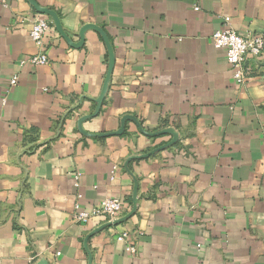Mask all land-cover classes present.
Listing matches in <instances>:
<instances>
[{
  "label": "crops",
  "instance_id": "1",
  "mask_svg": "<svg viewBox=\"0 0 264 264\" xmlns=\"http://www.w3.org/2000/svg\"><path fill=\"white\" fill-rule=\"evenodd\" d=\"M222 27L264 0H0V264H264V52L236 85ZM105 197L136 210L72 219Z\"/></svg>",
  "mask_w": 264,
  "mask_h": 264
},
{
  "label": "built area",
  "instance_id": "2",
  "mask_svg": "<svg viewBox=\"0 0 264 264\" xmlns=\"http://www.w3.org/2000/svg\"><path fill=\"white\" fill-rule=\"evenodd\" d=\"M195 8L197 7L195 6ZM50 25L51 23L48 19L40 16H35L31 19L29 35L39 51L27 57L25 61L34 66L48 62L44 36ZM210 40L213 46L225 50L226 61L236 85L243 84L246 81L247 77L254 71L250 64L251 60L259 61L264 52L263 33L240 35L229 27H222L211 33ZM16 82L17 75H14L11 77L9 84L13 86ZM73 178L75 180L74 184H77V176L75 175ZM131 208L132 205L125 207V203L121 199L105 197L97 201L89 209L82 208L76 204L72 219L76 222L85 223L92 217L103 216L108 222L122 217ZM135 235L123 230L116 234V240L124 242L125 249L133 253L135 252V243L133 242Z\"/></svg>",
  "mask_w": 264,
  "mask_h": 264
},
{
  "label": "water",
  "instance_id": "3",
  "mask_svg": "<svg viewBox=\"0 0 264 264\" xmlns=\"http://www.w3.org/2000/svg\"><path fill=\"white\" fill-rule=\"evenodd\" d=\"M37 8L40 9L39 7H37ZM40 10H41V11H46V12H48L47 9H40ZM93 28H95L96 30H98L99 32H101V29L97 28L96 26H93ZM64 35H65V34H64ZM136 207H137V205H136V198L133 197V200H132V208H131L130 211H128V212H127L125 215H123L122 217H120V218H118V219H116V220H113V221H108V222H106V223H107V224H116V223H118V222H120V221L126 219L130 214H132V213L136 210ZM96 229H99V227L96 228Z\"/></svg>",
  "mask_w": 264,
  "mask_h": 264
}]
</instances>
